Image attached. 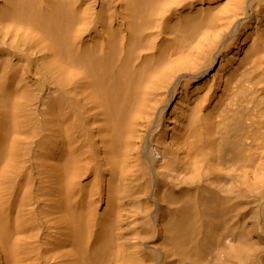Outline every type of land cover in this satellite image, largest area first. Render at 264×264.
<instances>
[{
    "label": "bare ground",
    "instance_id": "obj_1",
    "mask_svg": "<svg viewBox=\"0 0 264 264\" xmlns=\"http://www.w3.org/2000/svg\"><path fill=\"white\" fill-rule=\"evenodd\" d=\"M0 264H264V0H0Z\"/></svg>",
    "mask_w": 264,
    "mask_h": 264
}]
</instances>
